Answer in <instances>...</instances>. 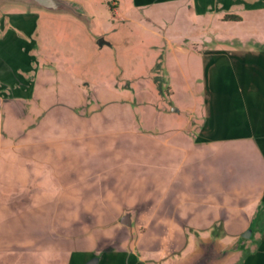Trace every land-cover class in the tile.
Returning <instances> with one entry per match:
<instances>
[{
    "label": "rangeland",
    "instance_id": "374dc122",
    "mask_svg": "<svg viewBox=\"0 0 264 264\" xmlns=\"http://www.w3.org/2000/svg\"><path fill=\"white\" fill-rule=\"evenodd\" d=\"M78 1L87 14L39 9L32 33L0 24V43L28 54L0 47V264H74L108 238H137L136 216L146 223L145 209L192 163L199 53L221 35L264 42V7L194 18L182 4L132 13L120 0ZM234 14L241 20H224ZM218 228L207 234L225 237ZM185 235L183 252L236 244Z\"/></svg>",
    "mask_w": 264,
    "mask_h": 264
},
{
    "label": "crops",
    "instance_id": "0c3cea01",
    "mask_svg": "<svg viewBox=\"0 0 264 264\" xmlns=\"http://www.w3.org/2000/svg\"><path fill=\"white\" fill-rule=\"evenodd\" d=\"M66 1L73 7L74 15L87 14L78 0ZM120 2L132 13L152 6L182 4L183 11L188 7L194 18L221 17L237 9L264 7V0ZM118 4L112 2L111 6ZM38 10L23 0H0V24L8 17L22 33H32ZM219 38L226 41L205 47L199 53L205 80L200 124L190 155L192 163L180 173L173 194L151 209L144 208L146 223H140L145 219L143 213L136 216L135 227L143 225L137 238L126 234L108 238L104 246L81 254L74 264H84L92 258L98 259L97 264H177L180 260L187 264L199 253L191 247L183 252L187 248L188 227L198 236L193 238V244L236 242L226 250H216L219 257L212 264H264V42L257 39L252 44L234 43L230 41L237 36ZM4 45L7 49L27 50V45L18 48L17 43H0L5 49ZM24 51L17 52L18 57L26 58ZM241 211L249 212L252 218L243 219ZM216 225L218 233L222 231L225 237L207 234ZM250 227L253 231L243 237L242 233ZM241 239L243 242L239 243Z\"/></svg>",
    "mask_w": 264,
    "mask_h": 264
},
{
    "label": "water",
    "instance_id": "95a60500",
    "mask_svg": "<svg viewBox=\"0 0 264 264\" xmlns=\"http://www.w3.org/2000/svg\"><path fill=\"white\" fill-rule=\"evenodd\" d=\"M23 1H26L34 5L38 9H43L49 12L66 11L67 13H72V14H74L75 12L73 10V7L66 0H23ZM96 44L99 46L104 44L103 39H98ZM125 220H128V217H126ZM122 224L126 225L127 223L125 221H122ZM249 234L250 232L248 233L247 236L243 235V237H248ZM218 257L219 254L217 253L216 250H214L210 246H204L201 249V251L198 254H196L187 264H212L214 260H216ZM97 262H98L97 258H92L84 264H97Z\"/></svg>",
    "mask_w": 264,
    "mask_h": 264
},
{
    "label": "trees",
    "instance_id": "16d2710c",
    "mask_svg": "<svg viewBox=\"0 0 264 264\" xmlns=\"http://www.w3.org/2000/svg\"><path fill=\"white\" fill-rule=\"evenodd\" d=\"M224 20H226V21H240L241 18L238 16L228 15V16H225Z\"/></svg>",
    "mask_w": 264,
    "mask_h": 264
}]
</instances>
